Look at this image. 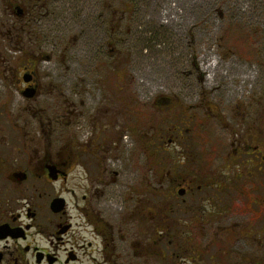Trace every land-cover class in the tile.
I'll return each instance as SVG.
<instances>
[{"label":"flooded vegetation","instance_id":"1","mask_svg":"<svg viewBox=\"0 0 264 264\" xmlns=\"http://www.w3.org/2000/svg\"><path fill=\"white\" fill-rule=\"evenodd\" d=\"M51 3L0 0V264H264V118L208 106L214 124L189 132L193 112L174 116L131 172L125 32L88 16L112 38L74 51L83 16Z\"/></svg>","mask_w":264,"mask_h":264},{"label":"rangeland","instance_id":"2","mask_svg":"<svg viewBox=\"0 0 264 264\" xmlns=\"http://www.w3.org/2000/svg\"><path fill=\"white\" fill-rule=\"evenodd\" d=\"M107 2L112 6L107 8ZM125 2L52 0L51 6L53 12L64 16H83L79 22L82 35L76 31L66 35L52 31L57 34L52 37L57 44H63L65 39L73 42L71 34H78L83 44L74 51L89 45L106 46V40L112 38L107 23L125 32L115 36L127 42L113 46L122 55L126 54L125 46L132 56L118 71L127 80L128 170L148 171L149 163L156 158L148 142L161 138L160 130L168 135L174 116L193 112L196 122L187 124L189 132L205 131L204 127L214 124L206 118L208 106L215 105L224 117L229 115L231 124L237 115L251 122L264 118V0ZM65 7L70 10L65 11ZM88 16H110L111 20L105 25L101 24L104 19L88 24L86 21H92L86 19ZM116 16H127V20ZM104 71L103 75L108 73ZM94 92L103 90L95 88ZM176 94L178 106L161 109L163 105L154 103L160 95ZM179 109L190 112L178 115ZM234 260L228 258L225 262Z\"/></svg>","mask_w":264,"mask_h":264},{"label":"trees","instance_id":"3","mask_svg":"<svg viewBox=\"0 0 264 264\" xmlns=\"http://www.w3.org/2000/svg\"><path fill=\"white\" fill-rule=\"evenodd\" d=\"M126 4H127V0H126V2H125Z\"/></svg>","mask_w":264,"mask_h":264}]
</instances>
